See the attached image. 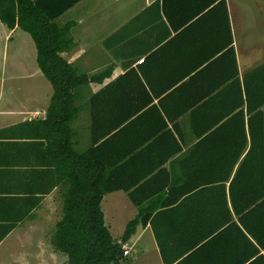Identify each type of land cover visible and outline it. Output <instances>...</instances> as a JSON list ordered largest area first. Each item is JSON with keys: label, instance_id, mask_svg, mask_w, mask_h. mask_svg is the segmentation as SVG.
Here are the masks:
<instances>
[{"label": "crops", "instance_id": "obj_1", "mask_svg": "<svg viewBox=\"0 0 264 264\" xmlns=\"http://www.w3.org/2000/svg\"><path fill=\"white\" fill-rule=\"evenodd\" d=\"M33 1L52 15L74 0ZM223 1L73 2L53 22L72 25L74 47L61 56L84 79L67 114L60 105L51 110L54 89L35 64V44L24 42L29 34L0 22V41L13 45L17 60L30 55L32 66L0 72V255L15 246L40 261L54 253L49 232L63 220L74 190L77 153L86 158L84 174L92 170L101 180L102 172H114L129 189L101 203L112 236L123 230V210L132 212V221L140 205L160 207L151 220L160 221V234H175L171 221L186 216L178 210L182 191L212 188L202 182L221 171L234 177L242 164L250 173L248 95L253 74L264 66V42L249 38L251 28L264 23L255 20L256 7L245 8L251 0ZM123 235L113 238L121 243ZM177 235L181 245L162 253L152 224H140L124 245L126 257L148 242L143 264H235L240 257L228 241L193 248L201 234L185 229Z\"/></svg>", "mask_w": 264, "mask_h": 264}, {"label": "trees", "instance_id": "obj_2", "mask_svg": "<svg viewBox=\"0 0 264 264\" xmlns=\"http://www.w3.org/2000/svg\"><path fill=\"white\" fill-rule=\"evenodd\" d=\"M76 1L61 5L57 12L48 15L33 0H0V22L10 30L19 27L32 37L38 51L37 64L54 89L51 110L60 105L66 114L68 105L74 103L75 89L84 79L78 78L73 66L61 56L74 47L70 38L72 25L60 28L53 22ZM217 2L218 5L224 3L210 0L209 6ZM251 88L248 95L252 139L250 173L242 172V164L234 177L232 172L221 171L214 175L213 181L202 182L213 185L212 188L182 191L178 210L186 216L171 221L175 234H160L157 229L160 221L151 220L160 207L140 205L139 214L127 224L121 243L115 241L105 224L101 203L105 195L119 190L129 192V189L121 187L114 172H102L101 180L91 169L92 175L84 174L88 171L86 158L77 153L74 190L66 197L64 218L52 236L53 247L67 255L68 264H122L124 245L140 224L146 227L151 223L162 253L167 245L169 248L180 246L184 239L177 234L187 229L202 235L191 243L193 248L212 247L225 240L240 253L235 264H264V112L258 111L264 107V66L253 74ZM67 119L70 121L72 114ZM246 146L247 141L242 151ZM248 158L249 154L244 161ZM222 163L225 165L226 160ZM235 165L228 166L233 170ZM190 178L194 180L195 175ZM200 198L203 200H198ZM131 199L137 201L134 195Z\"/></svg>", "mask_w": 264, "mask_h": 264}, {"label": "rangeland", "instance_id": "obj_3", "mask_svg": "<svg viewBox=\"0 0 264 264\" xmlns=\"http://www.w3.org/2000/svg\"><path fill=\"white\" fill-rule=\"evenodd\" d=\"M250 2H251V4H247L245 6V8L248 9V11H251V7H256V13L257 12L259 13L260 18H257L255 20L260 19L264 23V12L259 10L262 7L264 8V0H260V1H258V3L255 2L254 0H251ZM255 14H253V15H255ZM253 25H254V23H253ZM25 35H26V37H28V39L30 41H24V42L32 43V45L34 46L35 43H34V41H32V38L27 34H25ZM249 41H251L252 43H254L256 45H262V42H264V29H258V28H255L253 26V28H251V30H250ZM12 47H13V45L9 44L8 41H7V46L4 44V41H0V72H2L5 69H20V68H22L23 65H25L26 68H32L31 61H29L30 55H28V59H26V60H23V61L17 60L16 57L13 55L15 50L12 51V49H13ZM7 49H9V51H8V54H9L8 62H7ZM37 53H38V51H37ZM27 62H28V65H26ZM35 64H37L36 60H35ZM117 208L120 210L121 207H117ZM123 211H124V219L125 220L118 223L119 227H121V226L123 227V230L121 231V230L114 229L113 237L115 239L119 238L118 236L120 233H121V235H123L125 227L127 226V224L132 219V217H131L132 212H130L129 210H126V209H124ZM109 226H111L110 223H109ZM55 229L56 228H53V231L49 232V237H48V242H49V244H51L50 246L53 248L54 253L43 254L42 255L43 261L39 260L40 255H32V254L29 255V254L23 253L24 249H19V247L15 246V247H12L9 251L7 250V255L6 254L0 255L1 264H68L67 255L57 251L52 246L51 240H52V236H53ZM144 247L151 249V243L148 242V245L145 244V246L143 244L141 248H140V245L138 247L135 246L131 256L128 258L125 257L122 264H143L144 261L146 260V253L143 251Z\"/></svg>", "mask_w": 264, "mask_h": 264}, {"label": "built area", "instance_id": "obj_4", "mask_svg": "<svg viewBox=\"0 0 264 264\" xmlns=\"http://www.w3.org/2000/svg\"><path fill=\"white\" fill-rule=\"evenodd\" d=\"M141 62H143V60L141 61ZM129 254H130V252H129V249H124V256L126 257V256H129Z\"/></svg>", "mask_w": 264, "mask_h": 264}]
</instances>
